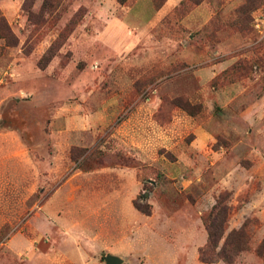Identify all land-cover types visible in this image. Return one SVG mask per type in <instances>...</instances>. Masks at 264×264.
I'll return each instance as SVG.
<instances>
[{
  "label": "rangeland",
  "instance_id": "rangeland-1",
  "mask_svg": "<svg viewBox=\"0 0 264 264\" xmlns=\"http://www.w3.org/2000/svg\"><path fill=\"white\" fill-rule=\"evenodd\" d=\"M263 10L0 0V264H201L217 199L263 264Z\"/></svg>",
  "mask_w": 264,
  "mask_h": 264
},
{
  "label": "trees",
  "instance_id": "trees-1",
  "mask_svg": "<svg viewBox=\"0 0 264 264\" xmlns=\"http://www.w3.org/2000/svg\"><path fill=\"white\" fill-rule=\"evenodd\" d=\"M224 199H217L208 217L204 220L207 231V243L199 249L198 260L201 264H214L223 262L224 264H235L241 253L247 251L248 239L245 233V224L238 230L231 231L219 247V242L224 235V223L228 216L229 207L224 203ZM134 207L141 213L148 215L149 210L142 209L133 203ZM264 264V239L254 250Z\"/></svg>",
  "mask_w": 264,
  "mask_h": 264
},
{
  "label": "crops",
  "instance_id": "crops-1",
  "mask_svg": "<svg viewBox=\"0 0 264 264\" xmlns=\"http://www.w3.org/2000/svg\"><path fill=\"white\" fill-rule=\"evenodd\" d=\"M122 188H123V190H122ZM72 190L73 191L80 190V187L79 186L72 187ZM125 190H126V194L124 193ZM119 192H120V197L118 196L119 199H122V196L121 195H123V194H124V198L123 199H126L125 197L127 196V188L125 186H123V187H121V186H115V187L109 186V188H108V186H106V195H108L110 193H114L115 195H118ZM133 209H134V207H133ZM111 255H115V254H111ZM214 264H217V263H214Z\"/></svg>",
  "mask_w": 264,
  "mask_h": 264
},
{
  "label": "built area",
  "instance_id": "built-area-1",
  "mask_svg": "<svg viewBox=\"0 0 264 264\" xmlns=\"http://www.w3.org/2000/svg\"><path fill=\"white\" fill-rule=\"evenodd\" d=\"M253 28L261 37H264V10L254 18Z\"/></svg>",
  "mask_w": 264,
  "mask_h": 264
},
{
  "label": "water",
  "instance_id": "water-1",
  "mask_svg": "<svg viewBox=\"0 0 264 264\" xmlns=\"http://www.w3.org/2000/svg\"><path fill=\"white\" fill-rule=\"evenodd\" d=\"M105 264H123V259L116 256L108 254L104 257Z\"/></svg>",
  "mask_w": 264,
  "mask_h": 264
}]
</instances>
